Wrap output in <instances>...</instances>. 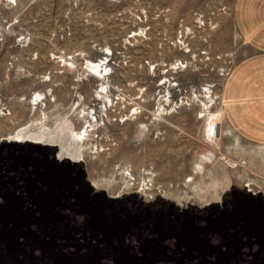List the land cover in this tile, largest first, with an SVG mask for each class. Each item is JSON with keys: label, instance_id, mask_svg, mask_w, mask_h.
<instances>
[{"label": "rangeland", "instance_id": "obj_1", "mask_svg": "<svg viewBox=\"0 0 264 264\" xmlns=\"http://www.w3.org/2000/svg\"><path fill=\"white\" fill-rule=\"evenodd\" d=\"M233 3L0 0V224H127L121 238L127 259L119 253L125 248H114L107 264H264V147L238 140L222 115L226 73L249 52L234 30ZM108 48L114 58L112 96L132 106L142 97L146 105L125 122L119 117L131 106L119 105L107 123L86 129L85 142H77L71 132L87 126L82 110L99 89L82 65ZM180 60L187 68L171 74L169 65L173 69ZM166 71L188 83L181 90L191 102L159 118L154 107ZM48 90L52 96L43 101V113L29 105L34 93ZM43 114L50 134L39 139ZM22 130L28 133L17 139ZM61 158L78 164L59 163L65 190L58 198L51 177ZM128 171L148 190L130 187ZM25 176L36 180L32 194L25 191ZM250 182L260 191L256 197L244 188ZM71 187L76 194L69 193ZM58 209L63 221L52 214ZM173 225L207 226L200 237L208 249L174 263ZM144 239L164 246H144ZM179 250L178 256L186 252ZM216 252L224 256L219 262Z\"/></svg>", "mask_w": 264, "mask_h": 264}, {"label": "flooded vegetation", "instance_id": "obj_2", "mask_svg": "<svg viewBox=\"0 0 264 264\" xmlns=\"http://www.w3.org/2000/svg\"><path fill=\"white\" fill-rule=\"evenodd\" d=\"M33 164H23V167ZM59 163H55L54 175H52V186L56 185L58 194L53 192L54 196H62L65 185L60 178V169H63ZM55 180V181H54ZM25 191L32 194L34 191V183L32 178L24 177ZM41 183H43L41 181ZM46 184V183H45ZM47 185V184H46ZM70 194H76L75 188L70 189ZM36 196H40L36 191ZM48 215V212L43 211ZM52 214H58L60 221H63V212L60 209L55 210ZM91 215V214H90ZM95 215H91V218ZM45 221V219H44ZM132 229L141 228L142 225H131ZM148 228V227H146ZM155 231L163 230L160 227L153 226ZM129 226L123 223L105 224V223H12L0 224V264H107L105 260L107 255H111L114 248H125L121 250L120 255L123 260L127 259L128 252L126 250V242L121 238L124 237V231ZM174 241L170 246L173 262L179 259H192L194 257L192 251H206L208 249L207 240L200 237V234L207 231V226L197 227L196 225H181L176 229V225L171 226ZM81 233L76 235L75 233ZM113 232L115 240H111ZM82 238L83 240H78ZM80 242H78V241ZM145 246L151 245L155 247L164 246L158 240H143ZM185 248V254L178 256L180 247ZM191 255V256H190ZM218 262L223 259V255L216 252ZM199 262L207 263L203 255H199ZM123 262V261H121ZM119 262V264H122ZM198 262V263H199ZM113 264V262H111Z\"/></svg>", "mask_w": 264, "mask_h": 264}, {"label": "crops", "instance_id": "obj_3", "mask_svg": "<svg viewBox=\"0 0 264 264\" xmlns=\"http://www.w3.org/2000/svg\"><path fill=\"white\" fill-rule=\"evenodd\" d=\"M232 22L249 50L222 89V115L237 139L264 147V0H234Z\"/></svg>", "mask_w": 264, "mask_h": 264}, {"label": "built area", "instance_id": "obj_4", "mask_svg": "<svg viewBox=\"0 0 264 264\" xmlns=\"http://www.w3.org/2000/svg\"><path fill=\"white\" fill-rule=\"evenodd\" d=\"M109 51L103 53L102 58L94 61V63H100L102 65H107L106 70L103 71L102 70V77H100L99 79L95 78L96 80H98L99 82V89L96 91V94H99L101 96H109V99L112 100L113 104L111 107H109L108 109V113H113L114 109L116 108L118 110L119 105L124 107L125 105L127 106H131V108L128 111V114L125 115L124 117H119V118H123V122H125L128 119H136L138 116H140L142 114V112L144 111V106L146 105V99H142V97L138 98V102L134 103V105L132 106L131 103H127L126 100H123L121 98H114L112 96V91H111V86H110V80L109 77H111V75L113 74V70H114V63H113V52L108 48ZM102 59V61H101ZM87 62V61H86ZM84 63L82 65V70L85 71V73H87L90 77H92L91 75H94L95 73L90 69V67L87 68V66H89L87 63ZM164 66V65H163ZM166 66V65H165ZM164 66V67H165ZM173 69L171 68V65H169V70L173 71L171 74H176V72H182L183 70H185L187 68V63L180 61H175L173 63ZM186 66V67H184ZM150 70H154L155 66L150 65ZM230 71V70H229ZM229 71H227L226 76L229 75ZM100 72V71H98ZM165 74L167 75L166 77ZM170 73H168V71H166L162 77V80H164L162 83L159 84V86H163L164 82H165V88L163 89V93L162 95L159 96V98L156 99L157 103H156V107H154V109L156 110L155 116L156 117H161L167 114H170L171 112H176V110H178L179 108H181L182 106H188L189 102H191V100H188V98L186 97L187 92L184 90H181L182 87H185L186 85H188V83H184L183 81H181L180 79H176L175 77H172ZM168 80L170 81V87L167 86L168 84ZM209 89H212V86H206ZM211 91V90H210ZM107 92V93H106ZM195 98V94H192V99ZM90 103V102H89ZM89 103L87 104V106L84 108L85 110V114H88V116L92 117V122L93 123H98L99 127L103 126L104 123H107V120L105 117L103 119H101L102 113L100 114H96V110L93 107H89ZM160 107L163 109V111H161ZM104 109V108H103ZM103 112V111H102ZM109 114V116H110ZM215 130H216V126H215ZM64 160V161H63ZM58 163L64 162L67 165H71L74 166L76 164H78V161H75V159H71L69 158L67 159H57ZM244 164V163H243ZM237 166L236 164L234 165V167ZM126 173L125 175V179H127L129 186L133 187L135 189H137V193L139 192V190L141 191H145L148 190V187L144 186V185H140L139 182L134 179V177L132 175H129ZM244 188L246 189V192L251 195L252 197H256L258 196V194H260L259 189L254 191L252 188V183H244Z\"/></svg>", "mask_w": 264, "mask_h": 264}, {"label": "bare ground", "instance_id": "obj_5", "mask_svg": "<svg viewBox=\"0 0 264 264\" xmlns=\"http://www.w3.org/2000/svg\"><path fill=\"white\" fill-rule=\"evenodd\" d=\"M101 61H102V59H101ZM67 62V61H66ZM73 63V62H72ZM89 66H87V68L88 67H90V69L95 73L94 75H91L93 78H97V79H99L100 77H102V70L103 71H105L106 70V67H107V65L105 66V65H102V64H100V63H94V62H91V61H87L86 62ZM71 65H73V64H71ZM98 71H100V72H98ZM43 82H47V80H45V81H43ZM168 83H169V87H170V81L168 80ZM165 85V84H164ZM107 93V92H106ZM35 94V99H34V102L33 103H29V105H36V107H35V109H39V111H41L42 113H43V111H42V103H43V101H45L46 99H47V96L48 97H51L52 96V90H48V91H46L45 93H41V92H36V93H34ZM38 99H40V102L38 103ZM95 100H93V102H92V104L89 106V107H93L95 110H96V114H101L102 113V115L103 116H101V119H103L104 117L106 118V119H108V117H109V111H108V109H109V107H111L112 106V104H113V102H112V100L111 99H109V96H101V95H97L95 98H94ZM100 104L102 105V106H100ZM98 105L100 106V107H98ZM102 107L104 108V109H102ZM38 111V110H37ZM103 111V112H102ZM85 113V110H82V114L84 115L83 117H81L82 119H87L88 121H85V124L87 125L86 127H85V129L83 130V131H81V133H79V134H75L74 132H71V134H72V136H73V138L77 141V142H85V137H86V133H87V131H86V129H88V128H91L93 125H95V126H98V123H93L92 122V117H90V116H88V114H84ZM47 119V117H46V115L45 114H43V118L40 120V124L38 125V127L36 128V133L38 134V136H39V139H45L50 133H48V132H46L45 130V123L44 122H42V120H46ZM27 129V128H26ZM22 132V133H21ZM20 133H18V135H17V139L18 138H21V135H23V134H25V133H28V131H24V130H22ZM64 134V133H63ZM56 137H57V135H56ZM66 137V136H65ZM62 140V139H61ZM64 140V139H63ZM69 141V140H68ZM20 142V141H19ZM53 142V141H52ZM28 143V142H27ZM57 143H59V141L57 142ZM61 145V144H60ZM82 146V145H81ZM56 148V147H55ZM75 150V149H74ZM97 151V154H98V149L96 150ZM83 155V154H82ZM81 157V156H80ZM82 161V160H81ZM237 165V164H236ZM233 167H234V165H233ZM199 172V169H198V171H195L193 174H196V173H198ZM199 174V173H198ZM191 181H193V178L191 177L189 180H188V182H191ZM194 188H196L195 186H193Z\"/></svg>", "mask_w": 264, "mask_h": 264}]
</instances>
